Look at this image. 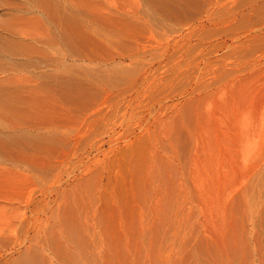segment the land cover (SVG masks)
Masks as SVG:
<instances>
[{"label":"rangeland","instance_id":"374dc122","mask_svg":"<svg viewBox=\"0 0 264 264\" xmlns=\"http://www.w3.org/2000/svg\"><path fill=\"white\" fill-rule=\"evenodd\" d=\"M238 234L264 0H0V264H248Z\"/></svg>","mask_w":264,"mask_h":264},{"label":"bare ground","instance_id":"6f19581e","mask_svg":"<svg viewBox=\"0 0 264 264\" xmlns=\"http://www.w3.org/2000/svg\"><path fill=\"white\" fill-rule=\"evenodd\" d=\"M233 198L234 200H239L240 196L237 193L233 196ZM255 218H260V215L255 216ZM224 241H221V243L229 245L230 247L228 248H230L231 251L239 249L242 254L244 253L246 260L248 259V264H262V258L264 259V254H262V245L264 244V239L259 240L258 238L254 239V237H244L242 234H238L228 238V244H226L227 241Z\"/></svg>","mask_w":264,"mask_h":264}]
</instances>
